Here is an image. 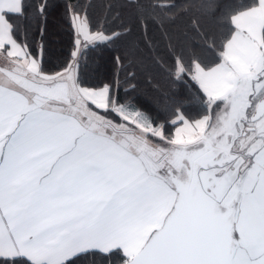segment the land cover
<instances>
[{
  "label": "snow or ice",
  "instance_id": "1",
  "mask_svg": "<svg viewBox=\"0 0 264 264\" xmlns=\"http://www.w3.org/2000/svg\"><path fill=\"white\" fill-rule=\"evenodd\" d=\"M0 264H264V0H0Z\"/></svg>",
  "mask_w": 264,
  "mask_h": 264
}]
</instances>
